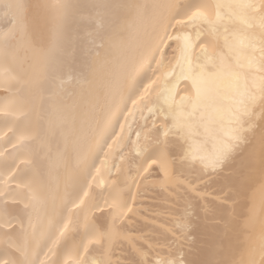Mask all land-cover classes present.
<instances>
[{
    "label": "bare ground",
    "instance_id": "6f19581e",
    "mask_svg": "<svg viewBox=\"0 0 264 264\" xmlns=\"http://www.w3.org/2000/svg\"><path fill=\"white\" fill-rule=\"evenodd\" d=\"M10 2L0 0V5ZM28 2L36 5L41 0ZM129 2L145 8L139 15L125 13L124 26L106 36L103 47L90 43L78 19L67 22L64 52L57 55L71 53L74 79L58 96L47 91L43 57L31 50L19 49L10 57L14 77L0 75V171L15 161L19 177L5 186L16 191L5 201L11 226L4 230L7 235L0 232V253L7 251L16 264H75L78 260L147 264L176 251L191 261L264 264V104L258 96L251 124L245 128L247 139L217 171L199 179L179 173L165 178L158 165L143 171L146 155L162 137L158 129L163 119L149 111L154 107L151 89L155 85L145 93L147 107L139 104L127 120L121 116L123 100L160 75L154 74L156 65L147 61L161 41L160 51L168 60L179 55L183 40L175 37L183 32L160 20L162 16L171 19L190 0ZM252 24L244 31L255 37L252 54L259 60L264 29L258 14ZM224 27L231 31L240 25L226 19L219 40L208 37L210 52L223 44ZM165 29L168 39H164ZM175 75L179 99L190 81L180 78L179 67ZM41 141L59 148L58 162H46ZM29 181L38 187V203L24 195ZM113 199L127 207L115 220L107 216L110 240L89 242L100 216L94 206L100 204L107 213ZM189 206L194 228L181 234L176 221ZM82 244L87 254L80 253Z\"/></svg>",
    "mask_w": 264,
    "mask_h": 264
},
{
    "label": "snow or ice",
    "instance_id": "6c2138e0",
    "mask_svg": "<svg viewBox=\"0 0 264 264\" xmlns=\"http://www.w3.org/2000/svg\"><path fill=\"white\" fill-rule=\"evenodd\" d=\"M161 7L170 8L171 5ZM168 19L162 16L160 23H167L168 28L183 32L175 37L183 40L179 55L168 60L160 48L163 41L151 52L149 64H155V73H160L149 85L136 94H129L123 100L121 116L127 120L133 110L141 103L147 107L145 93L151 85L155 93L152 101L154 115L162 117L163 123L158 129L162 137H157L155 147L144 160L143 171L158 165L165 178L170 173L196 176L211 174L222 168L232 153L247 139L246 126L251 124L253 107L259 96L264 104V38L260 40L259 60L252 54L255 49V37L244 29L253 26L252 21L259 15L260 27L264 29V0L260 3L251 0H235L232 3H205L203 0H190L181 6ZM35 8V11H33ZM145 5L129 0H41L32 5L28 0H12L0 5V75L14 77L16 68L10 57L19 49L31 50L43 57L42 78L47 84V91L53 97L58 96L74 79L71 53L64 52L67 22L76 18L86 29L91 44L103 47L105 37L122 28L124 15L135 12L139 15ZM239 24V28H223V44L215 53L208 49V37L219 40L221 27L225 20ZM188 28L194 29L188 33ZM164 39H168L165 29ZM230 33V34H229ZM203 37V39H202ZM200 49L199 53L195 52ZM159 57V59H157ZM180 68V78L190 81L185 94L179 96L176 68ZM191 93V95H189ZM54 115V113H53ZM119 119V118H118ZM54 126V120L52 121ZM155 127V122L153 124ZM123 131V124L119 125ZM118 136L119 133H113ZM139 139L140 133H137ZM111 147V145H108ZM39 148L45 153L48 164H55L61 158L58 147L50 142L41 141ZM15 161L6 164L0 171V232L11 226L8 219L9 205L5 202L16 189L8 190L5 186L18 179L14 169ZM19 188V185L17 186ZM25 197L30 202H39L40 192L35 181L24 184ZM86 194V193H85ZM107 204V202H106ZM105 212L100 204L94 206L100 216L98 224L92 226L89 242L110 240L112 232L106 222L108 215L113 219L123 212L127 205L113 199ZM213 212L212 209H206ZM181 234L190 233L194 228L190 206L176 221ZM19 252L20 249L18 248ZM87 246L82 244L80 253L87 254ZM79 255V253H78ZM0 264H16L7 251L0 253ZM29 264H37L30 261ZM42 264V262H40ZM75 264H89L88 260L76 261ZM91 264H109L106 260L92 261ZM137 264H144L138 261ZM147 264H236L223 260L204 261L188 260L181 252H171L148 260Z\"/></svg>",
    "mask_w": 264,
    "mask_h": 264
}]
</instances>
